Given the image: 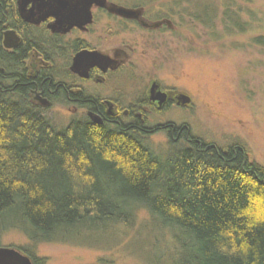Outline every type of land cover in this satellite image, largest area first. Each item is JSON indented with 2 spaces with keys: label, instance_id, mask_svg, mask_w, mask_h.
<instances>
[{
  "label": "trees",
  "instance_id": "1",
  "mask_svg": "<svg viewBox=\"0 0 264 264\" xmlns=\"http://www.w3.org/2000/svg\"><path fill=\"white\" fill-rule=\"evenodd\" d=\"M11 1L0 0V246L6 232L20 231L29 244L15 248L44 264L36 245L100 238L144 211L171 240L162 264H264V166L247 146L233 139L222 147L170 123L173 149L161 156L139 120L133 129L99 125L82 109L56 126L30 90L41 82L50 104L68 106L47 87L65 84L73 53L86 46L40 29L24 31L34 45L4 50ZM33 49L47 63L41 79L25 71Z\"/></svg>",
  "mask_w": 264,
  "mask_h": 264
},
{
  "label": "rangeland",
  "instance_id": "2",
  "mask_svg": "<svg viewBox=\"0 0 264 264\" xmlns=\"http://www.w3.org/2000/svg\"><path fill=\"white\" fill-rule=\"evenodd\" d=\"M110 5L139 9L138 23H163L157 29L145 28L122 17L113 20L114 15L100 22L102 28L94 24L87 29L91 12ZM77 7L86 17L83 22L76 19L77 37L87 39L104 66H118L133 77L122 88L125 103L141 96L151 79L190 97L187 106L171 105L160 113L145 110L153 130L145 141L156 154L164 156L173 149L163 128L172 123L222 147L241 140L251 159L264 166V45L256 41L264 40V0H81ZM111 24H125L127 30L115 27L110 33ZM99 28L102 44L97 40ZM42 60L39 55L36 69L47 65ZM31 95L34 102L46 99ZM77 112L49 102L46 114L63 127ZM149 220L141 211L132 226H119L85 242L41 243L34 254L44 264H162L172 251L171 240ZM28 244L17 230L1 239L3 247Z\"/></svg>",
  "mask_w": 264,
  "mask_h": 264
},
{
  "label": "flooded vegetation",
  "instance_id": "3",
  "mask_svg": "<svg viewBox=\"0 0 264 264\" xmlns=\"http://www.w3.org/2000/svg\"><path fill=\"white\" fill-rule=\"evenodd\" d=\"M66 1L68 5L65 7L61 6L59 0L11 1L9 5L10 9L8 10L5 8L4 10V13L6 14L5 23L1 25V29L4 28L1 36L2 48L6 51H13L23 41L33 44L35 41L30 38L29 34L25 35L24 31L40 29L47 30L50 35L62 37L66 43L86 46L85 48H81L73 53L69 70L64 73L66 77L65 84L62 85V87H56L54 83L51 85L49 83L47 92L52 95L64 94L67 98V104L69 108L74 111L82 109L84 112H86L87 117L93 122L95 117L99 118L102 122L99 125H125L133 129L134 125L137 123V120H139L141 124L143 123V128L147 129L145 131L152 132L153 130H150L151 126H148L145 110H151L160 113L163 110L169 108L171 105L180 106L178 103V98L181 92L165 88L158 79H151L141 96H136L131 101L125 103L122 100V88L125 87L127 82L126 80H131L133 77L130 74H126L122 68L118 66H114L113 68L104 66L97 54V60L90 59L83 63L80 69H74L72 67V60L77 52L80 50H89L95 51L97 53V50L92 48V45L87 41V39L77 37V32L74 31L76 30L75 27L78 22L76 19L79 18L80 22H83L86 19L82 13V8L77 7V4L81 0ZM119 10L133 11L135 14L132 16L124 15L120 13ZM113 16V20L122 17L121 19L124 22L130 21L136 26H142L145 28L152 27L157 29L163 23L162 21H157L152 25H149L144 21L138 23L137 20L140 16L139 9L134 10L110 5L108 7L100 6L95 8L91 12V23L86 27L87 29H90L88 27H93L94 24L100 25V22L103 21L104 18L110 19L113 18ZM2 22L3 21H0V23ZM9 26L11 27L8 28ZM100 27L102 28L103 25L101 24ZM115 27H119V31L127 30V26L125 24L121 26L119 24H111V26L107 28V31L111 33L112 29ZM101 28H99L100 34L97 35L101 39L98 38L97 40H99V42L102 44L105 39H102ZM7 30H14L19 38L18 45L13 49H7L3 46L4 33ZM50 30H52V32H50ZM61 30L65 33L64 35L61 34ZM112 37H115V34ZM28 55L29 56L25 68V71L28 75L27 77L32 79L43 78L44 74H41V70L45 68V64L40 66L41 68L36 69V63L38 56L40 55L39 52L33 49L29 51ZM42 61L46 63L44 60ZM154 84L157 86V88L152 91ZM42 87L43 83H35L33 88L30 90V93L36 95L40 94L42 96L43 92L40 90ZM105 90L110 92L111 96L104 95L106 94ZM162 93H165L167 98L165 103L160 104L157 94ZM42 97L45 98L44 96ZM35 100L37 101L36 103L40 104L38 99ZM156 125L154 124L153 126ZM160 125L161 126L156 129H159L163 126V124ZM163 128L167 129L169 132L166 125H164ZM176 135L178 138L180 133H176ZM172 137L173 133L170 138Z\"/></svg>",
  "mask_w": 264,
  "mask_h": 264
},
{
  "label": "water",
  "instance_id": "4",
  "mask_svg": "<svg viewBox=\"0 0 264 264\" xmlns=\"http://www.w3.org/2000/svg\"><path fill=\"white\" fill-rule=\"evenodd\" d=\"M60 4L62 7H65L68 5L66 0H59ZM120 13L124 15H134L135 12L133 11H125V10H119ZM19 43V38L16 35L14 30H7L4 33V41H3V46L7 49H13L15 48ZM98 56L95 51H89V50H80L77 52L72 60V67L74 69H80L86 61L90 59L97 60ZM82 74V73H81ZM157 88V86L154 84L153 90ZM153 94V92H152ZM158 99L160 101V104L165 103V100L167 98L165 93L162 94H157ZM40 102V105L43 107L48 106L49 102L46 99H42L40 97L37 98ZM178 103L180 106H187L190 103V97L187 96L184 93H181L179 98H178ZM94 122L96 124H101V120L97 117H95ZM0 264H32L30 258L20 252L18 249L14 247H3L0 246Z\"/></svg>",
  "mask_w": 264,
  "mask_h": 264
},
{
  "label": "bare ground",
  "instance_id": "5",
  "mask_svg": "<svg viewBox=\"0 0 264 264\" xmlns=\"http://www.w3.org/2000/svg\"><path fill=\"white\" fill-rule=\"evenodd\" d=\"M43 107V106H42Z\"/></svg>",
  "mask_w": 264,
  "mask_h": 264
}]
</instances>
